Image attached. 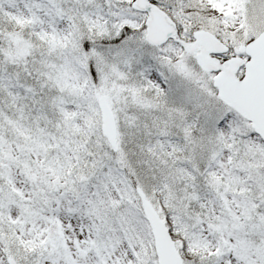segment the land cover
<instances>
[{
    "label": "snow or ice",
    "instance_id": "1",
    "mask_svg": "<svg viewBox=\"0 0 264 264\" xmlns=\"http://www.w3.org/2000/svg\"><path fill=\"white\" fill-rule=\"evenodd\" d=\"M0 264H264V0H0Z\"/></svg>",
    "mask_w": 264,
    "mask_h": 264
}]
</instances>
